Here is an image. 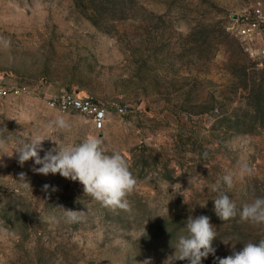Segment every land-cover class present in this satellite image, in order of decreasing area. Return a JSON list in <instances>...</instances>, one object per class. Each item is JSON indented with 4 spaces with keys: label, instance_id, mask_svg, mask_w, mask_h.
I'll return each instance as SVG.
<instances>
[{
    "label": "rangeland",
    "instance_id": "rangeland-1",
    "mask_svg": "<svg viewBox=\"0 0 264 264\" xmlns=\"http://www.w3.org/2000/svg\"><path fill=\"white\" fill-rule=\"evenodd\" d=\"M252 1L0 0V264H189L173 246L190 215L217 230L202 264L264 239V224L222 222L212 190L231 172L238 209L264 197V67L230 18ZM69 98L104 109V126L63 109ZM57 115L69 131L45 127ZM35 135L102 138L137 179L129 208L102 206L34 159L21 165L15 151ZM65 209L82 218L67 222Z\"/></svg>",
    "mask_w": 264,
    "mask_h": 264
},
{
    "label": "clouds",
    "instance_id": "clouds-1",
    "mask_svg": "<svg viewBox=\"0 0 264 264\" xmlns=\"http://www.w3.org/2000/svg\"><path fill=\"white\" fill-rule=\"evenodd\" d=\"M0 43L5 48L9 46V41L3 37H0ZM45 127L49 131L63 132L71 129V123L65 116L57 115ZM46 139L51 138L35 135L30 141L22 142L15 151L19 163L23 165L26 161L34 159L36 164L42 165L36 169L37 172L44 175L59 173L64 178L79 181L83 185L84 194L102 206L113 210L129 208L127 197L135 191L138 182L127 161L118 151L107 154L102 138L89 135L79 143L67 145H61L51 139L57 147L48 150L41 158L39 151L42 150V142ZM252 171L247 163L241 165V175H251ZM21 177L23 178V174ZM233 186L231 172L224 174L221 180L213 185L212 190L217 193L213 199L216 216L225 222L239 214L242 221L256 225L264 224V197L245 202L238 209L236 201L224 190L230 191ZM44 187L47 189L48 185ZM82 215L83 211L65 209V217L69 223L78 222ZM185 227L186 234L178 236L173 246L175 261L187 260L189 264H202V260L209 254L215 255L213 241L217 238V230L210 222V217L190 215ZM217 261L218 264H264V239L258 243H245L242 250L233 251L224 258L217 257ZM144 264H151V261L146 260Z\"/></svg>",
    "mask_w": 264,
    "mask_h": 264
},
{
    "label": "built area",
    "instance_id": "built-area-1",
    "mask_svg": "<svg viewBox=\"0 0 264 264\" xmlns=\"http://www.w3.org/2000/svg\"><path fill=\"white\" fill-rule=\"evenodd\" d=\"M231 29L241 40L245 51L259 67H264V2L254 0L231 15ZM0 94L4 91L0 88ZM75 107L93 115L97 128L105 123L106 112L88 100L64 99L62 108Z\"/></svg>",
    "mask_w": 264,
    "mask_h": 264
}]
</instances>
